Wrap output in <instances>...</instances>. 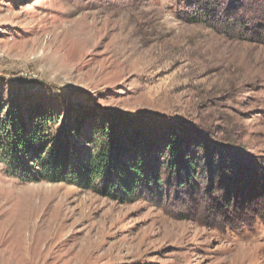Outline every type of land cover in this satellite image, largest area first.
<instances>
[{"label":"rangeland","instance_id":"rangeland-1","mask_svg":"<svg viewBox=\"0 0 264 264\" xmlns=\"http://www.w3.org/2000/svg\"><path fill=\"white\" fill-rule=\"evenodd\" d=\"M42 112L73 164L142 131L151 180L28 181L7 145L0 264H264V0H0L1 137Z\"/></svg>","mask_w":264,"mask_h":264},{"label":"trees","instance_id":"trees-1","mask_svg":"<svg viewBox=\"0 0 264 264\" xmlns=\"http://www.w3.org/2000/svg\"><path fill=\"white\" fill-rule=\"evenodd\" d=\"M53 116L47 112L35 115L33 123L27 126H12L5 130L6 138L1 137L0 154L10 146L17 168H22L21 177L28 181L47 180L50 182H76L73 178H82L83 183L108 180L105 188L108 191H118L131 195L134 189L145 180H151L146 172V162L143 158H135L134 153L148 144V137L142 131L132 130L121 137L115 135L112 139H105L91 158L82 164H73L70 159V145L55 139L50 128L55 124ZM52 136V139H50ZM168 143V164L177 171V178H181L184 141L178 135H171ZM150 144V143H149ZM5 148V149H4ZM5 152V151H4ZM5 154V153H4ZM23 154V158L19 157ZM31 165L39 166L40 170L32 171ZM107 184V185H106Z\"/></svg>","mask_w":264,"mask_h":264}]
</instances>
